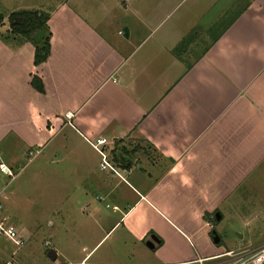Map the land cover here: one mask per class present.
Here are the masks:
<instances>
[{"label": "crops", "instance_id": "obj_1", "mask_svg": "<svg viewBox=\"0 0 264 264\" xmlns=\"http://www.w3.org/2000/svg\"><path fill=\"white\" fill-rule=\"evenodd\" d=\"M232 2L236 14L211 41L222 0L165 25L163 0H122L123 13L97 20L86 1L64 0L38 67L30 42L0 40V164L12 170L38 149L54 181L98 191L88 201L84 192V212L101 240L79 263L112 237L129 256L109 257L114 243L93 264L222 262L264 246V0ZM101 137L121 177L100 169ZM97 201H111V217Z\"/></svg>", "mask_w": 264, "mask_h": 264}, {"label": "rangeland", "instance_id": "obj_2", "mask_svg": "<svg viewBox=\"0 0 264 264\" xmlns=\"http://www.w3.org/2000/svg\"><path fill=\"white\" fill-rule=\"evenodd\" d=\"M63 1L0 0V16L4 18L0 31L5 34L9 30V17L15 12L39 11L48 13L51 16L54 8L58 5L57 3ZM84 1L88 5L84 8L85 12L88 14L92 13L96 20L100 19L101 16L107 15V17L112 18L116 17L119 12L123 13L121 10V7H123L122 0ZM163 1L167 2L166 11L163 9L158 12V15L163 16L167 10V14H169L163 25L170 23L171 20L195 18L196 13L201 14L200 10L207 7L201 4L208 3V0ZM198 3L200 5L197 6L196 4ZM229 3H233L232 0H222V6H219L218 10L223 13L225 9H228L225 11L227 14L218 25L208 28V32L205 33L206 40L211 41L219 33L221 26L230 22L236 14L235 6ZM212 12L208 13L205 19L209 16V19L213 16L216 17L217 13ZM164 18H157L155 24L159 25ZM208 23L210 22L206 20L203 25L207 26ZM122 31L124 33V29ZM121 35L125 37V33ZM121 37L118 39H122ZM189 38L186 40V44L190 41ZM181 49L180 47L178 51ZM131 146L134 147L135 144L132 143ZM40 154L38 149H34L31 153L27 151L21 156L15 168L12 169L15 175L14 179L0 172V201L3 206V212L16 225L21 238L26 240L23 246H17L13 240L0 236V264L8 262L17 264H53L48 256V253L53 250L58 252L57 262L79 263L86 256L83 249L90 252L95 247L94 245L101 240L94 232V223L87 218V212H84V192L89 194L87 201L91 200L92 196L98 192L93 187L94 184L71 180L65 182L54 181V177L57 175L56 165L49 163L44 167V158ZM96 159L101 160L97 152ZM97 204L102 211L103 217L112 216L113 205L111 201H97ZM106 204L109 209H106ZM240 232L244 233V231ZM230 235L235 234L230 232ZM233 237L236 239L235 241H239V231ZM113 239V237L105 239L94 251L93 258L87 261V264L96 263L97 259L103 258L115 243ZM115 245L119 252L113 250L109 257L114 260H121L129 256L127 246L124 247L125 245L123 246L121 243H115ZM143 251L150 253L145 248ZM139 256L143 255L139 254ZM221 260L222 262H219V260H206L205 264H234L236 259L224 257ZM100 262L104 263V260Z\"/></svg>", "mask_w": 264, "mask_h": 264}, {"label": "trees", "instance_id": "obj_3", "mask_svg": "<svg viewBox=\"0 0 264 264\" xmlns=\"http://www.w3.org/2000/svg\"><path fill=\"white\" fill-rule=\"evenodd\" d=\"M51 16L48 13L39 11L15 12L9 17V30L2 34L0 40L9 42L20 40L30 42L35 48L34 65L36 67L46 63L51 54V32L48 22ZM4 18L0 16V26L3 25ZM31 87L39 94H45L43 81L33 76ZM117 161L116 151H113Z\"/></svg>", "mask_w": 264, "mask_h": 264}, {"label": "built area", "instance_id": "obj_4", "mask_svg": "<svg viewBox=\"0 0 264 264\" xmlns=\"http://www.w3.org/2000/svg\"><path fill=\"white\" fill-rule=\"evenodd\" d=\"M120 34H123L122 32ZM69 118V115H68ZM71 118V117H70ZM69 118V119H70ZM110 143L106 138H98L92 143L94 150L100 155L101 163L100 169L102 171L111 172L113 175L121 177L120 170L112 163V150ZM0 172L7 177L14 179L15 175L6 165L0 164ZM12 220L7 217L3 212V206L0 201V236H4L13 240L17 246H23L26 243L24 238H21L17 227L11 222ZM230 259H236L234 264H264V246L250 249L239 255H230ZM5 264H17L15 262H8ZM53 264H67L55 262ZM80 264H87L86 261ZM196 264H205L204 260L197 261Z\"/></svg>", "mask_w": 264, "mask_h": 264}, {"label": "water", "instance_id": "obj_5", "mask_svg": "<svg viewBox=\"0 0 264 264\" xmlns=\"http://www.w3.org/2000/svg\"><path fill=\"white\" fill-rule=\"evenodd\" d=\"M124 33H125V38H128V29H124ZM214 242L215 243H218L219 242V239L216 236V233H214ZM48 256H49V258L51 259L52 262L56 261V254H55L54 251H50L48 253Z\"/></svg>", "mask_w": 264, "mask_h": 264}]
</instances>
